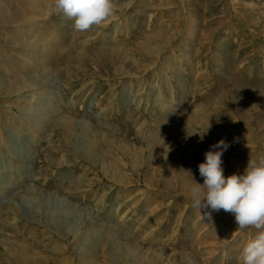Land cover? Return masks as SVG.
I'll return each instance as SVG.
<instances>
[{"label": "rangeland", "instance_id": "rangeland-1", "mask_svg": "<svg viewBox=\"0 0 264 264\" xmlns=\"http://www.w3.org/2000/svg\"><path fill=\"white\" fill-rule=\"evenodd\" d=\"M115 3L0 0V264H242L190 193L220 140L225 178L264 154V0Z\"/></svg>", "mask_w": 264, "mask_h": 264}, {"label": "clouds", "instance_id": "clouds-1", "mask_svg": "<svg viewBox=\"0 0 264 264\" xmlns=\"http://www.w3.org/2000/svg\"><path fill=\"white\" fill-rule=\"evenodd\" d=\"M116 10L115 0H54L51 9L73 20L79 32L102 25ZM203 138L201 134V141ZM228 147L220 140L205 153V161L198 166L203 184L195 183L191 188L192 207L200 213L204 210L203 216L209 219L212 212L224 210L234 215L237 229H255L256 234L242 249V264H264V154L250 157L243 174L225 178L221 157Z\"/></svg>", "mask_w": 264, "mask_h": 264}, {"label": "bare ground", "instance_id": "bare-ground-1", "mask_svg": "<svg viewBox=\"0 0 264 264\" xmlns=\"http://www.w3.org/2000/svg\"><path fill=\"white\" fill-rule=\"evenodd\" d=\"M88 144H90V143H88ZM88 144H87V146H88ZM86 146V145H85ZM90 146V145H89ZM85 148V147H84ZM89 148V147H88ZM90 148H92V147H90ZM91 151V150H90ZM124 250V249H123ZM120 251H117V254L119 253ZM123 252H125V251H123ZM122 253V252H121ZM124 254V253H123ZM120 255H122V254H120Z\"/></svg>", "mask_w": 264, "mask_h": 264}]
</instances>
